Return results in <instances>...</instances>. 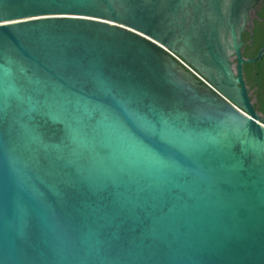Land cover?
Instances as JSON below:
<instances>
[{
	"label": "water",
	"instance_id": "1",
	"mask_svg": "<svg viewBox=\"0 0 264 264\" xmlns=\"http://www.w3.org/2000/svg\"><path fill=\"white\" fill-rule=\"evenodd\" d=\"M261 0H0V264H264Z\"/></svg>",
	"mask_w": 264,
	"mask_h": 264
},
{
	"label": "flooded vegetation",
	"instance_id": "2",
	"mask_svg": "<svg viewBox=\"0 0 264 264\" xmlns=\"http://www.w3.org/2000/svg\"><path fill=\"white\" fill-rule=\"evenodd\" d=\"M259 34H264V0H261L253 11L246 29L243 32L242 39L244 45L241 51L242 56L243 52H245L248 47L252 46L254 37ZM244 38H246V41ZM258 61L256 63H251L256 64L255 68H247L248 64L243 66V79L254 109L264 118V57Z\"/></svg>",
	"mask_w": 264,
	"mask_h": 264
},
{
	"label": "trees",
	"instance_id": "3",
	"mask_svg": "<svg viewBox=\"0 0 264 264\" xmlns=\"http://www.w3.org/2000/svg\"><path fill=\"white\" fill-rule=\"evenodd\" d=\"M246 41V38H244ZM264 43V34L256 35L253 39V44L251 47H248L245 52H243V56L246 58H253L256 56L259 48ZM259 62V61H258ZM256 64H248L247 68H255ZM261 113V112H260Z\"/></svg>",
	"mask_w": 264,
	"mask_h": 264
}]
</instances>
